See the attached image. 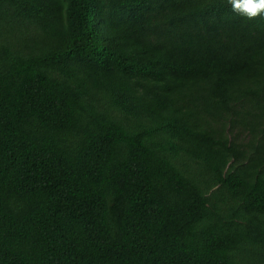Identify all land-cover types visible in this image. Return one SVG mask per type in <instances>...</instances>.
Here are the masks:
<instances>
[{
    "label": "trees",
    "instance_id": "obj_1",
    "mask_svg": "<svg viewBox=\"0 0 264 264\" xmlns=\"http://www.w3.org/2000/svg\"><path fill=\"white\" fill-rule=\"evenodd\" d=\"M0 264H264V18L0 0Z\"/></svg>",
    "mask_w": 264,
    "mask_h": 264
},
{
    "label": "clouds",
    "instance_id": "obj_2",
    "mask_svg": "<svg viewBox=\"0 0 264 264\" xmlns=\"http://www.w3.org/2000/svg\"><path fill=\"white\" fill-rule=\"evenodd\" d=\"M232 12L248 20L264 18V0H227Z\"/></svg>",
    "mask_w": 264,
    "mask_h": 264
},
{
    "label": "rangeland",
    "instance_id": "obj_3",
    "mask_svg": "<svg viewBox=\"0 0 264 264\" xmlns=\"http://www.w3.org/2000/svg\"><path fill=\"white\" fill-rule=\"evenodd\" d=\"M238 140L244 142L246 140V135L243 133L238 134Z\"/></svg>",
    "mask_w": 264,
    "mask_h": 264
}]
</instances>
